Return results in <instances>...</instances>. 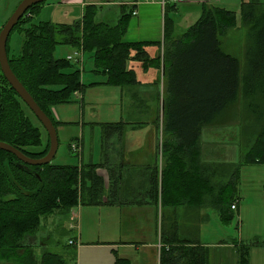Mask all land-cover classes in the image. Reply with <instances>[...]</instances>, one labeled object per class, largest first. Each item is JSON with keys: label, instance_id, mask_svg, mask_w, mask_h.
<instances>
[{"label": "trees", "instance_id": "obj_1", "mask_svg": "<svg viewBox=\"0 0 264 264\" xmlns=\"http://www.w3.org/2000/svg\"><path fill=\"white\" fill-rule=\"evenodd\" d=\"M42 4L31 7L14 28L20 26L23 44L19 55L10 56L8 51V57L16 77L55 127L59 123L51 117L50 108L73 102L74 94L87 86L81 81L82 70L76 63L56 58L59 45L82 54L93 53L95 73H103L109 85L121 89L142 86L136 69L131 67L133 64H138L141 72H161L164 79L162 135L173 138L162 141V154L170 155L172 166L179 155L189 160L195 167L190 170L195 181V197L198 191L203 196L210 191V199L204 203L217 210L225 224H230L236 208L233 203L238 198L240 169L219 164L198 166L200 139L204 128L228 126L236 116L235 110L243 103L247 122L253 121L250 123L253 128L260 127V132L252 135L254 142L245 155V163L264 165V10L259 9L264 4L260 0L242 2L243 23L248 27L242 61L221 48L219 37L237 27L235 12L224 8L203 4L200 18L182 35H175L176 22L171 12L177 11V4L168 2L164 7L162 42H126L124 37L137 8L134 5H122L115 24L97 21L101 7L96 4L86 5L82 19L74 24L30 23L32 11ZM152 47L158 48L159 54L152 55ZM153 84V87L159 86L156 82ZM244 98L248 99L246 103ZM26 109L30 110L0 68V141L39 159L49 152V135L44 149L29 150V147H41L43 140L41 129L32 123ZM128 124L124 121L105 124L104 138H125ZM71 148L79 149L74 148V142L69 144ZM53 161L31 166L14 154L0 150V264H69L76 260V240L70 241L63 255L44 251L38 257L35 244L28 242L46 228L44 220L56 216L53 221L56 225L58 216H69L80 205L99 203L101 184L96 177L97 165H60ZM176 175V185H188L182 171ZM225 178L228 181L221 183ZM163 182L165 186L167 183ZM154 186H159L158 177L154 179ZM60 232L65 230L61 228ZM162 235V241L172 246L190 244L179 241L174 233V238L168 236L167 229H163ZM189 246L166 244L160 264H210L207 247L200 242ZM238 247L241 257L246 258L249 248ZM240 262L244 263V259ZM117 264L131 262L117 258Z\"/></svg>", "mask_w": 264, "mask_h": 264}, {"label": "rangeland", "instance_id": "obj_2", "mask_svg": "<svg viewBox=\"0 0 264 264\" xmlns=\"http://www.w3.org/2000/svg\"><path fill=\"white\" fill-rule=\"evenodd\" d=\"M21 1L0 0V31ZM200 1L202 2V0H190L188 2L191 4L187 3V1L186 3L177 4V11L171 12V16L176 22L175 35H182L200 18L203 6V4L199 3ZM207 1L206 5H213L235 12L237 27L228 30L225 35L219 38L222 50L242 61L243 50L248 36V27L244 25L242 18L241 7L243 0ZM260 1L264 4V0ZM100 2H105L106 4L101 5L97 21L116 22L112 19L114 7L107 4L115 1L100 0ZM193 3H196V5ZM120 5L127 4L122 2ZM118 6H115L117 11ZM82 7L83 4L79 3L78 0H48L32 11L33 17L30 23L50 22L51 24H74L82 19ZM259 9L264 10V6ZM136 19L137 16H134L132 23ZM143 21L140 30L132 29L131 32H137V36H148V38L153 39L160 37L162 19L160 20L157 16L148 17V19ZM23 38L24 34L21 33V28L18 26L13 30L8 40L7 47L10 56L19 55ZM150 50L156 52L157 48L152 47ZM70 51L71 49L69 47L59 45L56 49L55 56L56 58L68 59L72 55ZM80 53L81 56L83 55V63L76 62L75 60L72 63H76V67L82 70L81 81L87 86L81 92L74 94L73 102L54 105L49 110L51 117L59 123L57 126L59 146L53 162L60 165L81 166L82 164H89L91 162H100V143L103 126L107 123L127 121L129 118L123 111L127 97L122 96L121 88L109 85L103 73H95L96 65L93 53ZM149 72H152V70H149ZM150 79L151 77H148V81ZM158 80H155V82L159 86L150 88V92H148V101L150 99L153 100V106L157 112H155L156 116L154 117L153 112L148 108V122L155 121L157 117L158 139L161 140L162 129L161 124L159 125V118H161L163 99L161 93L164 79ZM93 83L95 85L92 86L91 84ZM247 101L248 99H243L244 103ZM25 111L32 123L39 127L42 132L43 145L41 147H29V150L37 152L44 149L47 143L48 133L29 109ZM235 111L236 116L232 122L227 124L228 126L203 129L201 136L203 151L201 154L203 153V158L209 162L230 163L229 165H237L238 169H240L237 183L238 198L233 203L238 207L234 209L235 211L233 210V219L230 224H225L216 210H209L207 213L210 220L200 226V240L202 243L209 244L212 247V253L207 252L210 254V264H264V165L246 164L245 157H242V154L245 155L250 150L254 142L252 135L257 131L260 132V127L257 125V127L253 128L250 125L253 121L247 122L243 103ZM240 118L244 120L241 122ZM248 125H250L249 128H246ZM149 135L150 130H148V138ZM131 137L135 138L137 136L133 134ZM78 139L80 140L79 149H69V144L76 142ZM81 150L83 153L82 157L80 155ZM242 159L243 161H241ZM100 174L107 178V172L105 170H101ZM225 179L221 180V183L228 181V178ZM55 217L53 216L43 221V225H46V228H43L35 235L37 243L35 237L28 239L30 244L37 246V250L34 249L37 257L44 253V251L63 255L65 249L67 250L69 248L67 245L70 244V241L79 239V228L73 229L71 226L78 227L80 219L74 220L69 219L68 216H58L59 221L54 225L53 221ZM159 217L160 214H158V219ZM157 221L153 225L155 241H158L155 234ZM61 228L65 232L61 233ZM183 230V235L187 231L194 232L189 227H183ZM241 241L248 244H244ZM166 244L170 247L183 246L184 248H191L189 246L190 244H175V246H172L173 244L167 243L166 240L160 241L159 245L154 246L159 254V258L156 256L152 264H159V259L165 250L164 246ZM238 245H245L249 248V254L246 258L241 257ZM241 258L244 259V263L240 262Z\"/></svg>", "mask_w": 264, "mask_h": 264}, {"label": "crops", "instance_id": "obj_3", "mask_svg": "<svg viewBox=\"0 0 264 264\" xmlns=\"http://www.w3.org/2000/svg\"><path fill=\"white\" fill-rule=\"evenodd\" d=\"M111 1L115 2L107 4L114 7L112 19L116 22L121 14L120 3L137 7V14L135 15L137 19L133 23L131 20L124 41H163L165 12L162 5L163 0H157L154 3H142L141 0ZM186 1L190 3L188 2L190 0H185L183 3ZM78 2L83 4L82 16L86 5L96 4L101 7V5L106 4L100 0H78ZM207 2V0H202L199 3L207 4ZM193 4L196 5V3ZM117 5H119L118 11L115 8ZM157 16L160 20L162 19L160 37L153 39L148 38V36H137V32H131L132 29L140 30L143 20ZM70 52L73 55L75 50ZM151 52L155 56L160 51L157 48L156 52ZM137 66L138 64L131 65L132 68L136 69L138 80L142 86L121 89L122 96L127 97L123 111L129 117L124 122L134 124H128L123 139H119L117 136L104 138V130H102L100 162L83 164L97 165L96 177L101 184L98 187L97 198H99V203L84 208L80 205L76 207L78 211L74 208L68 216L69 219H80L79 239H76L78 245L76 260L70 261L69 264H117V258L129 260L131 264H152L156 256L159 258L154 246L159 245L160 241L164 239L163 229H167V235L173 238L174 235L177 236L179 241H188L190 244L191 242H200L208 248L210 254L212 253V247L200 240V226L210 220L207 212L215 210L204 203L210 199V191L204 196L203 192L198 191V195L195 197V181L190 172L195 167L190 165L188 159L180 155L175 159V166H172L169 160L170 155L162 154L160 149L162 141H170L173 138L162 135L161 140H159L157 117L155 121L148 122V108L151 109L154 117L156 116L153 100L148 101V92H150V88L155 86L153 83L159 76H161V80L163 79L162 73H157V71L141 72ZM148 77H151L150 81H148ZM159 119L160 125L163 120L162 110ZM148 130H150L149 138ZM133 134H136L137 137L132 138L131 135ZM74 144L80 146V140L78 139ZM200 148L202 152L201 139ZM80 155L83 156L82 150ZM245 155L242 154V157ZM203 157V153L199 155L198 166L207 164L217 167L218 164L227 166L230 164L209 162ZM233 166L237 167V165ZM101 170L107 172V178L101 176ZM177 171H182V174L186 175L187 186L175 184ZM155 177H158L159 181L157 188L154 186ZM163 181L167 183L165 186ZM158 214H160L159 219ZM156 221L155 234L159 242L155 241L153 236V225ZM169 227H174V229L171 230ZM183 227H189L194 232L187 231L185 236L183 235ZM165 238L167 237L165 236ZM34 247L37 250V246L34 245Z\"/></svg>", "mask_w": 264, "mask_h": 264}, {"label": "water", "instance_id": "obj_4", "mask_svg": "<svg viewBox=\"0 0 264 264\" xmlns=\"http://www.w3.org/2000/svg\"><path fill=\"white\" fill-rule=\"evenodd\" d=\"M48 0H22L20 4L15 9L12 16L8 19L6 24L3 26L0 31V68L1 71L12 86V88L17 92L20 98L26 103V105L30 108V110L34 113V115L39 119L44 128L46 129L49 139H50V149L49 152L42 158L34 159L27 156L24 152L19 150L18 148L0 141V150L9 152L14 154L19 161L31 165V166H42L51 163L56 157L59 139H58V131L52 120L48 117V115L40 108L31 94L26 90L24 85L20 82V80L16 77L14 72L11 69L9 57H8V40L13 32L14 28L18 25L20 20L24 17L26 12L33 6L42 4Z\"/></svg>", "mask_w": 264, "mask_h": 264}, {"label": "built area", "instance_id": "obj_5", "mask_svg": "<svg viewBox=\"0 0 264 264\" xmlns=\"http://www.w3.org/2000/svg\"><path fill=\"white\" fill-rule=\"evenodd\" d=\"M157 0H141V2L142 3H154V2H156ZM168 2H170V3H173V4H180V3H183L184 2V0H163L162 1V5L163 6H165ZM137 14V12H135V15ZM68 60H70V61H76V62H82V56H81V53L80 52H75V54L74 55H70L69 57H68ZM74 148L75 149H78V147H77V145H74ZM233 208H235V207H233ZM73 229L74 228H79V226L77 227V226H74V225H72L71 226ZM72 243V242H71Z\"/></svg>", "mask_w": 264, "mask_h": 264}]
</instances>
